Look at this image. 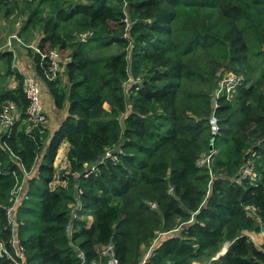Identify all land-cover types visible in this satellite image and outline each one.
<instances>
[{
  "label": "trees",
  "instance_id": "1",
  "mask_svg": "<svg viewBox=\"0 0 264 264\" xmlns=\"http://www.w3.org/2000/svg\"><path fill=\"white\" fill-rule=\"evenodd\" d=\"M0 8L22 18L28 46L38 40L42 52L61 55L63 71L46 87L57 111L67 110L53 136L28 133L24 76L14 52L0 50V112L13 103L20 113L0 132V247L17 258L8 209L22 164L37 172L29 195L40 209L35 222L23 208L30 199L17 209L27 264H109V246L119 264H141L150 249L147 264H264V246L245 235L264 231V0H3ZM39 62L32 73L42 75ZM228 62L244 86L234 101H218L213 135L211 94ZM213 140L217 153L202 164ZM63 144L68 185L53 189ZM249 162L257 177L240 180Z\"/></svg>",
  "mask_w": 264,
  "mask_h": 264
},
{
  "label": "built area",
  "instance_id": "2",
  "mask_svg": "<svg viewBox=\"0 0 264 264\" xmlns=\"http://www.w3.org/2000/svg\"><path fill=\"white\" fill-rule=\"evenodd\" d=\"M9 46L11 43L8 44ZM10 51L13 49L10 47ZM34 53L38 54L40 57V68L42 70V75L36 73H23V86L24 91L29 102L26 114H27V122L30 123L28 126V133L33 132L35 129L40 131H44L48 128L50 120L49 116L46 113L45 103H44V87L46 82H55L59 79L60 73L63 71V66L61 63V55L57 50H51L46 53L42 52L38 47H33ZM244 86V80L241 75L232 72L226 71L223 73L218 82L216 90V100L217 105L215 107V111L212 113V117L210 119L213 135H216L219 127H218V119L216 117V110L218 108V101L220 99L225 98L227 101H234L239 95V91ZM18 120H20L19 108L13 103L6 104L2 111L0 112V132L8 129L13 126ZM27 124V123H26ZM214 146V140L212 142ZM217 153V150L213 149L210 151V155L202 160V164L209 165L211 162V157ZM112 154L108 153L107 156H111ZM18 159V158H17ZM68 162V159H67ZM69 163V162H68ZM22 171V178L17 174L16 171L12 172V174L16 178V186L11 193L10 201L13 204L11 208L8 209V218L11 226H15L17 221L15 220V216L17 215V209L21 205L23 201V194L26 191V188L29 185L30 180L37 174L36 171L29 172L22 164L20 165ZM10 173V172H8ZM248 177L256 178L257 174L254 170V166L251 162L244 168L240 180H244ZM59 182H62L60 176L56 178ZM52 187V186H51ZM55 188V187H54ZM53 188V189H54ZM253 210V208H252ZM13 246L16 250L17 258H14L5 244H2L0 247V257L10 259L13 264H27L25 249L20 244L19 239H13ZM113 247L109 246L104 249V253L111 255L110 256V264H119L118 260L114 257ZM153 249H150L141 264H147L148 259L150 258ZM227 252V248L223 250L220 255H224ZM218 259V257L216 258Z\"/></svg>",
  "mask_w": 264,
  "mask_h": 264
},
{
  "label": "rangeland",
  "instance_id": "3",
  "mask_svg": "<svg viewBox=\"0 0 264 264\" xmlns=\"http://www.w3.org/2000/svg\"><path fill=\"white\" fill-rule=\"evenodd\" d=\"M1 1L3 2V0H0V4L2 3ZM22 7L24 8V5H22ZM50 7L51 6L48 3L44 4L45 10L48 12H50V10H51ZM19 16H21V15H19ZM25 16H27V14H25ZM21 19H19L17 17V15H15V14L10 19H7L6 17H4V13H2V9L0 8V40H2V46H0V50L3 49V51H10L9 48L11 47L13 49V51H15L14 53L19 54V49L22 47L24 49V51H26L28 54H31L32 61H33V57L35 56L34 50L29 48L28 44L18 36V31L23 26V22L21 21ZM34 33L37 34L38 32H34ZM9 43H11L10 46L8 45ZM35 43H38V40H35ZM17 65L18 64L16 61L14 64L15 70H18ZM1 66H2V64H1ZM226 71H231V70L227 69ZM232 72H234V71H232ZM2 73L4 74V72H2ZM11 85L16 86L17 81L15 79L12 80ZM68 150H69V146L67 147V145L63 144L58 151L57 157H55V166H56L54 168L55 169V174H54L55 178H57L58 175H60V177L69 175L70 166L67 162ZM44 182L45 181H43V179L37 180L35 182V187L43 189L44 188L43 187ZM61 184H62V182H61ZM29 190H30V188H29ZM26 200H29V202L24 204L23 208H28L34 212V216L31 217L30 220L35 222L39 219V216H40L39 200L34 195H32V193H30V195H29V193L27 194V199H25V201ZM25 214H26V212H25ZM26 216L29 220V216L27 214H26ZM245 233L248 234V232H245ZM195 264H198V263H195Z\"/></svg>",
  "mask_w": 264,
  "mask_h": 264
},
{
  "label": "crops",
  "instance_id": "4",
  "mask_svg": "<svg viewBox=\"0 0 264 264\" xmlns=\"http://www.w3.org/2000/svg\"><path fill=\"white\" fill-rule=\"evenodd\" d=\"M37 44L38 43H35V41H33L29 46L36 47ZM29 48H31V47H29ZM34 58L35 57H33V61H32L31 54H28L21 47L19 49V54H17V58L15 59V61H17V64H18L17 65L18 71L22 74L23 73H32L33 71L35 72ZM13 87H15V86H13ZM44 103H45L46 113L48 114L49 120H50L48 129H50L51 136H53L57 132V130H59V128L62 126L63 122L65 121V119L67 117V110H65L63 112L57 111V109L54 105V101H53L51 95L49 94V90L46 87V85L44 87ZM65 145H67V147H68V144H65ZM57 155H58V153H57ZM57 155H56V157H57ZM55 167L56 166H55V160H54V168ZM62 184H61V182H59L55 178L54 182L51 184V186H52V188L56 187L57 185H62L64 187H66L68 185V182L63 180ZM29 188H30V185H28V187L26 188V191L23 194L22 203L25 201V199H27V194L29 193ZM88 219H89V225H90L92 223L93 218L88 217ZM246 236H248L251 240H253V242L256 244V246L258 248H263V246H264V231L259 232V233L248 232V234H246ZM198 264H201V263H198Z\"/></svg>",
  "mask_w": 264,
  "mask_h": 264
},
{
  "label": "water",
  "instance_id": "5",
  "mask_svg": "<svg viewBox=\"0 0 264 264\" xmlns=\"http://www.w3.org/2000/svg\"><path fill=\"white\" fill-rule=\"evenodd\" d=\"M128 23L131 25V24H132V20L129 19V20H128ZM229 65H230V63L228 62V63L226 64V66H225L224 69L227 70V69L229 68ZM211 96H212V108H213L212 113H213V112L215 111V107H216V105H217V100H216V90H214V91L212 92ZM122 146H123V143H121L120 145H118L117 148H116L115 150H113V151L110 152V154H112V155H116V154L120 153ZM213 149H214V146L211 144L210 151L212 152ZM101 161H102V158H100V159L98 160L97 163H94L93 166H96V165H97L99 162H101ZM89 169H90V168H89ZM89 169H87V171H88ZM85 173H86V171L84 172V174H85ZM75 213H76V210L73 212V217L75 216ZM15 220L18 222V218H17V216H15ZM195 221H196V217L194 216V217H193V222H195ZM69 229L71 230V226L69 227ZM18 231H19V225H18V223H17V224L14 226V228H13V232H14V238H15V240H18V239H19V237H18ZM245 235H246V233H245ZM227 246H228V243L225 245V248H227ZM225 248H224V250H225ZM219 257H221V255H219L218 258H219Z\"/></svg>",
  "mask_w": 264,
  "mask_h": 264
},
{
  "label": "clouds",
  "instance_id": "6",
  "mask_svg": "<svg viewBox=\"0 0 264 264\" xmlns=\"http://www.w3.org/2000/svg\"><path fill=\"white\" fill-rule=\"evenodd\" d=\"M29 47H31V49H33V47L32 46H29ZM36 47H38V45L36 46ZM39 48V47H38ZM11 52H15V51H11ZM15 54V59L17 58V54L16 53H14ZM34 57H36V55L37 56H39L38 54H36V53H34ZM16 62V61H15ZM22 74V73H21ZM16 216H18V215H16Z\"/></svg>",
  "mask_w": 264,
  "mask_h": 264
}]
</instances>
